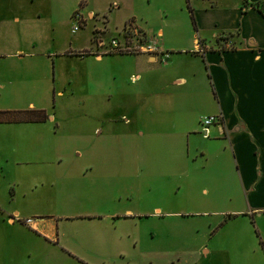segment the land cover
<instances>
[{
	"label": "rangeland",
	"instance_id": "374dc122",
	"mask_svg": "<svg viewBox=\"0 0 264 264\" xmlns=\"http://www.w3.org/2000/svg\"><path fill=\"white\" fill-rule=\"evenodd\" d=\"M128 2L0 0L2 219L15 211L20 220L48 222L57 239L35 238L14 220L0 229V264H264V212H231L240 207L211 192L225 169L212 153L199 156L197 147L208 144L199 126L184 173L164 177L162 168L183 165L180 146L171 139L151 148L145 138L136 146L141 130L120 117H128L134 99L137 54L102 52L96 59L104 47L93 36L105 44L118 37L135 13ZM75 15L82 19L73 31ZM83 47L88 53L77 55ZM140 103L133 110L145 135L151 115ZM104 109L106 119L99 116ZM136 156L159 160L146 175L130 164ZM83 158L121 165L92 177L74 168ZM158 249L166 253L145 254Z\"/></svg>",
	"mask_w": 264,
	"mask_h": 264
},
{
	"label": "crops",
	"instance_id": "0c3cea01",
	"mask_svg": "<svg viewBox=\"0 0 264 264\" xmlns=\"http://www.w3.org/2000/svg\"><path fill=\"white\" fill-rule=\"evenodd\" d=\"M129 2L135 13L124 19L118 31L126 21H132L159 51L168 53L163 61L145 54L133 58L134 73L130 76L137 81L131 95L134 99L127 109L128 117L123 113L120 117L128 118L135 130H141L136 146L143 143V138L151 148L174 139L182 150L176 156L177 162L183 159V165L177 172L166 167L157 173H164V177L182 175L190 137H197L199 118L219 114L221 120L208 127L204 139L208 144L197 147L200 157L212 153L225 169L214 176L211 192L240 207L231 212H243L241 208L251 215L264 212V16L250 5L264 0ZM112 4L117 8L115 1ZM93 14V10L86 12L89 19ZM5 19L9 20V16ZM10 19L17 20L18 16L14 14ZM0 21H5L2 16ZM85 49L80 48L77 53ZM94 57L99 59L100 55ZM139 100L140 108L151 115L152 129L145 131V135L138 113L133 110ZM99 116L106 119L107 111L104 109ZM157 159L136 156L129 162L137 173L148 175ZM80 163L81 169L74 168L92 177H104L106 166L121 165L119 159L107 158H83ZM200 191L207 193L206 188ZM3 213L0 205V229L14 227L9 216L3 221ZM28 233L47 241L57 240L55 225L45 221L34 222ZM165 253L158 249L145 254Z\"/></svg>",
	"mask_w": 264,
	"mask_h": 264
},
{
	"label": "built area",
	"instance_id": "2783aa9c",
	"mask_svg": "<svg viewBox=\"0 0 264 264\" xmlns=\"http://www.w3.org/2000/svg\"><path fill=\"white\" fill-rule=\"evenodd\" d=\"M93 17V15H92ZM75 24L71 27V30L75 31L81 23V16L75 15ZM96 36V35H95ZM93 36L95 45L97 48L104 47L103 51H97L94 55H100V53H133V54H145L158 56L161 61L167 58L168 53L164 51H159L154 43L151 41L150 37L145 35L136 26L133 25L132 21H126L122 28L118 31V37H111L109 41L105 44L100 38ZM229 44V41L226 42ZM199 44L196 42V49L199 51ZM136 77L132 76L131 80H135ZM221 120L219 114L207 115L199 118L198 126L200 128V133L202 137L206 138L208 136V127L214 123ZM9 220L12 222L14 220L19 221L16 215L10 216ZM24 225L32 227L36 220L25 218L20 220Z\"/></svg>",
	"mask_w": 264,
	"mask_h": 264
},
{
	"label": "trees",
	"instance_id": "16d2710c",
	"mask_svg": "<svg viewBox=\"0 0 264 264\" xmlns=\"http://www.w3.org/2000/svg\"><path fill=\"white\" fill-rule=\"evenodd\" d=\"M246 3V2H245ZM252 7H254L262 16H264V3L263 2H254L250 4ZM228 41V40H226ZM88 52L86 50L77 53V55L81 56V55H85Z\"/></svg>",
	"mask_w": 264,
	"mask_h": 264
}]
</instances>
